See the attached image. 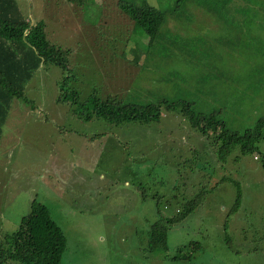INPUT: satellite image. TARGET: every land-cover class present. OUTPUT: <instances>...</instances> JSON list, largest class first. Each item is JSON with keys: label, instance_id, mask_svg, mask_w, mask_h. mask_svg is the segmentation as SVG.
Here are the masks:
<instances>
[{"label": "rangeland", "instance_id": "374dc122", "mask_svg": "<svg viewBox=\"0 0 264 264\" xmlns=\"http://www.w3.org/2000/svg\"><path fill=\"white\" fill-rule=\"evenodd\" d=\"M67 1L18 0L70 52L67 68L44 64L14 98L0 141V241L9 247L36 198L67 236L62 264H264V137L222 162L216 136L179 108L115 124L62 97L67 82L80 103L188 101L244 132L264 116V0H147L169 12L156 48L121 0ZM201 190L168 249H153L150 221Z\"/></svg>", "mask_w": 264, "mask_h": 264}, {"label": "trees", "instance_id": "16d2710c", "mask_svg": "<svg viewBox=\"0 0 264 264\" xmlns=\"http://www.w3.org/2000/svg\"><path fill=\"white\" fill-rule=\"evenodd\" d=\"M81 1L68 0L67 2L81 4ZM120 6L123 12L135 22L136 27L142 30L143 37L148 38L150 47L156 48L163 36L162 27L167 22L169 12L160 6L150 4L147 0H121ZM213 8L215 9V6ZM46 26L44 18L33 21L31 16H27L18 0H0V141L14 98H25V89L39 69L44 64L50 63L67 68L70 51L51 42ZM66 84L67 82H63V85L62 82L60 83L65 91L62 93L63 100L73 99L78 104V113L87 120L98 117L115 124L149 123L161 118L162 109L172 111L179 108L193 128L205 135L216 136V141L220 144L218 157L222 162L238 145L242 153L258 150V143L264 137V116L259 118L254 127L239 132L228 127L219 117L217 108L210 112H202L196 111L193 103L188 101L174 102L158 99L148 103H133L116 101L113 98L102 100L97 96H92L87 103H80L77 92L68 89ZM261 161L264 166L262 152ZM205 196L206 191L201 190L191 198H186L182 204L180 203L177 215L160 214L155 220H151L148 229L151 247L167 250L171 227L198 208ZM239 199L240 191H238L236 205ZM237 208L234 207V209ZM10 235L12 239L9 247L7 244L3 245L5 242L0 241V264H7L9 260L18 264L63 263L67 250V236L53 218L46 203L35 198L30 212L22 217L19 228L12 234H7L6 237ZM179 257L178 254L174 258Z\"/></svg>", "mask_w": 264, "mask_h": 264}]
</instances>
